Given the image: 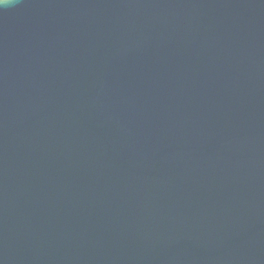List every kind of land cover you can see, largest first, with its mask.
<instances>
[{"label": "water", "instance_id": "1", "mask_svg": "<svg viewBox=\"0 0 264 264\" xmlns=\"http://www.w3.org/2000/svg\"><path fill=\"white\" fill-rule=\"evenodd\" d=\"M0 264H264V0H0Z\"/></svg>", "mask_w": 264, "mask_h": 264}, {"label": "clouds", "instance_id": "2", "mask_svg": "<svg viewBox=\"0 0 264 264\" xmlns=\"http://www.w3.org/2000/svg\"><path fill=\"white\" fill-rule=\"evenodd\" d=\"M7 2V0H5V3Z\"/></svg>", "mask_w": 264, "mask_h": 264}]
</instances>
